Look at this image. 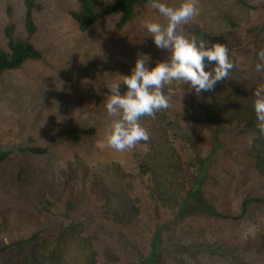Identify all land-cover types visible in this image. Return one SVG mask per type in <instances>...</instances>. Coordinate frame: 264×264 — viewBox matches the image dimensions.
Segmentation results:
<instances>
[{"label":"rangeland","instance_id":"1","mask_svg":"<svg viewBox=\"0 0 264 264\" xmlns=\"http://www.w3.org/2000/svg\"><path fill=\"white\" fill-rule=\"evenodd\" d=\"M88 1L101 10L114 0ZM35 2L41 5V10L33 11L37 31L29 40L41 52V57L26 60L19 68L6 71L0 78V143L48 147L46 157L37 161L43 166V174L48 178L52 176L48 179V186L60 180L54 179L57 164L65 166L72 162L75 165L77 158L94 171L112 165L132 171L136 159L133 154L142 155L144 148L119 152L107 146L106 134L114 118L106 113L104 103L108 94L104 88L118 79V75L130 74L141 54L150 57L149 67L166 59L165 50L155 47L141 24L146 18L160 23H166V19L146 3L136 7L134 17L121 30L115 28L118 16L111 15L87 31H80L69 15V12L79 10L78 0ZM167 3L176 6L179 0H167ZM195 3L198 15L178 29L188 37H191L190 29L195 27L210 25L215 29V25H219L215 9L230 6L226 0H195ZM24 8V0H0L1 48H6L4 28L9 22L15 26V37L26 36ZM263 17V11L253 12L249 24L244 27L260 22ZM261 50H264V34L258 52ZM252 53L251 45H245L234 56L244 89L253 95L264 80L255 70ZM183 128L191 140L197 141L204 154L210 152L212 139L202 126L183 124ZM70 129H93L94 135L71 144L64 139ZM251 139V136H238L233 124L221 127L220 148L210 161L205 185L206 195L220 208L236 210L240 200L250 191L264 196V180L254 169L253 156L248 152ZM14 173L11 164L0 168V222L5 217L13 219L19 212L30 213L34 220L28 231L0 233V243L8 242L10 237L31 235L42 226L56 225L55 214L63 207L60 200L66 198L65 190L57 184L47 189L39 180L10 188ZM133 195L137 201L145 199L138 187ZM67 196L73 200V214L91 222L87 233L97 239L94 247L97 264H107L106 250L115 254V264H138L133 246L141 253L143 264H151V234L148 231L153 229V224L169 221L172 215L169 210L154 217L141 208L136 221L119 224L105 220L88 193L75 192ZM46 198L52 201L49 208L52 212L48 215L43 209ZM260 229L264 230V211L258 209H252L239 223L188 219L164 234L157 246V252L161 254L157 264H264V250H238L224 257L201 251L203 241L212 243L233 237L249 239ZM12 262V259H0V264Z\"/></svg>","mask_w":264,"mask_h":264},{"label":"trees","instance_id":"2","mask_svg":"<svg viewBox=\"0 0 264 264\" xmlns=\"http://www.w3.org/2000/svg\"><path fill=\"white\" fill-rule=\"evenodd\" d=\"M78 1L79 10L71 11L69 15L80 31H87L111 15L118 16L115 28L121 30L132 20L137 6L150 3L149 0H114L100 10L88 0ZM226 1L230 3L229 8L215 9L219 22L215 29L210 25L195 27L190 29V34L191 37L228 47L230 59L235 64L230 78L218 82L212 91L200 95L194 94L188 85L176 83L166 86L164 91L170 98L169 108L161 109L154 117L144 116L140 119L150 139L131 149L137 151L144 148L142 155L133 154L136 159L132 171L113 165L94 171L77 158L75 165L72 162L65 166L57 164L53 172L56 176L54 179L62 181H53L48 186V179H52V176H45L43 166L37 163L46 157L48 147L0 143V168L11 164L15 170L14 183H11L10 188L39 180L44 188L50 189L57 184L66 194V198L60 200L62 209L55 214L58 220L56 225L42 226L31 235L15 239L10 237L8 242L0 243V259L14 260L10 264H97L98 257L94 249L97 239L87 233L91 222L73 214V200L67 196L75 192L88 193L103 218L119 224L136 221L141 208L154 217H160L162 211L169 210L171 219L159 225L153 224V229L148 231L151 234V264L160 261L161 254L157 252V246L164 234L188 219L239 223L246 219L252 209L264 211V196L251 191L243 196L236 210L231 211L217 206L205 190L210 161L220 148L219 133L224 125L233 124L238 136L252 137L248 152L253 156L254 169L264 180V133L256 126L252 109L254 97L244 89L243 77L238 72L234 56L245 45H251L253 63L255 65L258 62L264 17L260 22H252L247 28L244 25L249 24L253 12H264V0ZM24 7L26 36L15 37L12 22L4 28L6 48L0 47V78L6 71L19 68L26 60L41 57V52L29 40L37 31L33 11L41 10V5L35 0H24ZM8 11L10 15V9ZM259 74L264 80V73ZM104 92L108 94V89L104 88ZM183 124L202 126L209 133L213 143L210 152L203 153L197 141L191 140L185 132ZM92 135L93 129H70L64 139L67 143L77 144L84 137ZM137 187L145 196L142 203L133 195ZM51 202L45 199L43 209L47 215L52 212L49 209ZM30 216V213L19 212L13 219L3 218L0 233L22 229L28 231L34 220ZM203 243L202 250H199L208 252L210 256L224 257L238 250L262 252L264 230H258L249 239L233 237ZM132 248L139 259L138 264H143L141 253L136 247ZM105 259L107 264L117 262L110 250L105 251Z\"/></svg>","mask_w":264,"mask_h":264},{"label":"clouds","instance_id":"3","mask_svg":"<svg viewBox=\"0 0 264 264\" xmlns=\"http://www.w3.org/2000/svg\"><path fill=\"white\" fill-rule=\"evenodd\" d=\"M166 23L151 19L141 24L157 49L165 50L166 59L149 67L150 57L141 54L128 75L107 84L108 95L104 107L113 117L106 134L108 147L124 152L150 139L149 132L140 123L141 117L154 115L170 106L165 87L177 82L188 85L194 94L212 91L216 84L228 80L235 67L229 49L221 43L188 37L178 30L198 15L195 0H179L170 6L167 0H149ZM255 70L264 73V50L257 54ZM123 87V91H122ZM252 109L256 126L264 133V84L253 92Z\"/></svg>","mask_w":264,"mask_h":264}]
</instances>
